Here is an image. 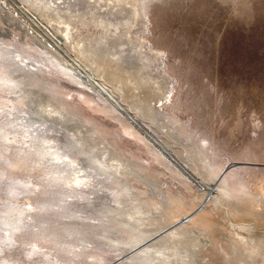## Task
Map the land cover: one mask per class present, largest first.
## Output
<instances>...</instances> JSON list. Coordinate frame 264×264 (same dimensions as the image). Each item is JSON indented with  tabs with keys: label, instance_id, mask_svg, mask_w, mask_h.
I'll use <instances>...</instances> for the list:
<instances>
[{
	"label": "rangeland",
	"instance_id": "rangeland-1",
	"mask_svg": "<svg viewBox=\"0 0 264 264\" xmlns=\"http://www.w3.org/2000/svg\"><path fill=\"white\" fill-rule=\"evenodd\" d=\"M122 1L0 0V74L12 78L0 79V125L17 134L11 158L0 145V264H264V0H136L129 20ZM78 43L114 50L127 91L91 71ZM124 66L149 77L143 113L131 104L146 92ZM25 129L71 165L27 168L15 153L28 147ZM206 149L214 181L190 158ZM111 155L131 170L119 176ZM75 167L89 183L67 184ZM223 178L236 180L233 198L217 189ZM17 222L24 235L9 239ZM45 222L62 246L25 236ZM144 244L159 252L132 258Z\"/></svg>",
	"mask_w": 264,
	"mask_h": 264
},
{
	"label": "bare ground",
	"instance_id": "bare-ground-1",
	"mask_svg": "<svg viewBox=\"0 0 264 264\" xmlns=\"http://www.w3.org/2000/svg\"><path fill=\"white\" fill-rule=\"evenodd\" d=\"M114 1H118L119 3H121V5L123 4V1L122 0H114ZM120 1H122V2H120ZM128 3H130V8H125V6H122V11L123 10H125L126 11V14H127V17H128V20L131 18V17H137V15L139 14V7H137V3H136V0H126ZM91 5V4H90ZM125 14V15H126ZM109 16H110V13H109ZM84 17V16H83ZM113 17V16H112ZM126 17V16H125ZM126 17V18H127ZM138 17H139V15H138ZM141 17V16H140ZM101 18V17H100ZM88 19V18H87ZM93 19V18H92ZM119 19V18H118ZM82 20V19H81ZM90 20V19H89ZM96 20H97V18H96ZM115 20V19H114ZM117 20V19H116ZM128 20H126V26H129V24H130V21H128ZM87 21V20H86ZM98 21V20H97ZM102 21V20H101ZM107 21H108V19H107ZM83 22V21H82ZM92 22V21H91ZM95 22V21H94ZM112 22V21H111ZM125 22V21H124ZM96 23V22H95ZM98 23H99V21H98ZM101 23V22H100ZM91 24V23H90ZM116 26V25H115ZM131 26V25H130ZM110 27V26H109ZM108 28V27H107ZM129 28V27H128ZM65 29H67V28H65ZM114 29V28H113ZM106 31V30H105ZM116 34V33H115ZM120 34V33H119ZM126 34H127V32H126ZM118 35V34H117ZM116 35V36H117ZM67 38V37H66ZM92 38V37H91ZM100 40V39H99ZM98 41V40H97ZM105 41V40H104ZM96 42V41H95ZM81 43V42H80ZM80 43H78V44H74L75 46L74 47H76V49H77V53L81 56V58H83V59H85V60H87L88 61V63H89V69L91 70V71H93L96 75H98V76H101L102 78H104L109 84H111V85H113L114 86V88L115 89H117L118 91H121L122 93H124V92H126L127 91V88H128V84H126L124 81H125V78L123 79V74H117V75H115L114 74V72H115V70L116 69H114L113 70V64L111 63L112 62V60H113V57L114 58H116V56H114V53H112L111 51L109 52V49L107 50V48L105 47V46H103L101 43H98V44H92V43H87L86 45H83V46H81V44ZM73 45V44H72ZM120 47V46H119ZM71 48H72V46H71ZM73 52H75V50L73 51ZM115 52V51H114ZM116 55H118L117 53H116ZM115 60V59H114ZM116 63L114 64L115 66H114V68L116 67V68H118L120 65H118V62L117 61H115ZM119 62H120V60H119ZM121 63V62H120ZM123 64V63H122ZM125 68H124V74H125V72L128 74L127 75V78L129 79L130 78V76H135L136 78L138 77L139 79V82H137V83H135L136 84V88H138L137 90H140V89H144L145 90V94H144V97L145 98H143L142 96H141V98H139V100H140V105H135L134 103L133 104H131L132 105V107L135 109V108H137L138 109V111H140V112H142L143 113V109L145 108L144 106H146V104L143 106L144 108L142 109V110H139V109H141L140 108V106L142 105V104H144L145 102L147 103L148 101H146V100H149V99H146V97H148L147 95H149V91L151 90H149V91H147L146 90V88L144 87V83H145V85H146V82L148 81V78H147V76L145 77L144 75H141V68L140 69H136L135 71L133 70V71H131L132 69H128V68H126V66H124ZM120 70V69H119ZM143 70V69H142ZM117 71V70H116ZM121 71V70H120ZM132 78V77H131ZM0 79H2L3 81H1V82H9V81H11L12 80V78L10 79V76H8V75H2V74H0ZM124 80V81H123ZM129 81V80H128ZM134 81V80H133ZM131 82H132V80H131ZM98 85H101L103 88H105V90L106 91H109V92H111L112 93V91H111V89H110V86L109 85H105L104 83H102V82H96ZM128 83V82H127ZM132 84V83H131ZM129 85H130V83H129ZM131 86V85H130ZM147 86V85H146ZM133 87H134V85H133ZM143 87V88H142ZM130 88V87H129ZM132 88V87H131ZM130 88V89H131ZM135 89V88H134ZM166 89V88H165ZM133 89H131V91H132ZM135 91V90H134ZM133 91V92H134ZM161 91V90H160ZM139 92V91H138ZM140 92L142 93V90H140ZM147 92H148V94H147ZM151 92V91H150ZM137 93V92H136ZM141 93H139L140 95H141ZM138 94V93H137ZM136 95V94H135ZM134 96V95H133ZM138 96V95H137ZM136 96V97H137ZM164 98V97H163ZM152 102V101H151ZM138 103V104H139ZM147 105H149L148 103H147ZM151 106V105H150ZM149 107V106H148ZM52 108H53V112H55L56 114H60V112H59V110L57 109V106H55V105H53L52 106ZM147 108V107H146ZM149 109V108H148ZM129 109H127V111H128ZM145 110V109H144ZM147 110V109H146ZM149 114V113H148ZM62 117H63V115L62 114H60ZM64 118H66V120H70L71 119V117L70 116H64ZM12 122H13V120H9L8 122H6V123H8V124H10V125H14V124H12ZM28 127V126H27ZM27 127H25V128H27ZM14 129H16V128H14ZM16 131V130H15ZM22 131H23V129H22ZM25 132H27V136H29L30 137V139H28V140H26L25 141V143H27L28 144V147H25V148H23L24 147V145L22 146V144L20 145L21 146V148H18V150H16V155H17V159L19 160V161H22V162H24L26 165H27V168H31V167H33L34 166V164L36 163V164H41L42 163V161H41V159H43V158H49V157H51L52 159H55V160H57V162H59V161H61V163L65 166V167H68L69 165H71V163H72V161L74 160L73 159V156L71 155V154H69L67 151L66 152H64V153H59V150L57 149H54L55 147H53L52 145H49V140L48 139H46L45 137H43V135L42 136H38V135H36V137H34V135L33 134H31L29 131H27V129H25L24 130ZM17 132V131H16ZM8 134V131L4 128V126L3 125H0V145H3L4 146V148H5V150H4V155H5V157L6 158H11V155H12V152L8 149V148H10L11 149V147H12V145H13V143L15 142L16 143V141H17V139H16V135L17 134H14L15 136H11V138L9 137L10 135H7ZM9 134H12V133H10L9 132ZM173 137V136H172ZM48 138V137H47ZM20 141V140H19ZM20 143V142H19ZM23 143H24V141H23ZM88 145L90 146V147H92V145H93V143L92 142H88ZM55 146V145H54ZM17 147V146H16ZM172 147V146H171ZM13 148V147H12ZM30 148H32V149H30ZM98 148H100V149H103L104 148V146H102V145H100L99 144V147ZM188 148V147H187ZM110 150V149H109ZM85 151H86V149H85ZM208 151H207V149L206 150H204V151H190V158L194 161V160H202V164H203V167H206V170H202V169H200L201 171V174L203 173V174H209V179L211 180V181H214V180H216V176H217V171H208V166H210L211 165V161H210V158H209V154L207 153ZM14 153V154H15ZM194 154V155H193ZM35 157H37L36 159L37 160H35V162L33 161L34 159L33 158H35ZM66 158V159H65ZM111 160H110V164L113 166V168H114V171L119 175V176H121V172L119 171V168H126V169H130L131 170V168L130 167H132V165L130 166L128 163H125L124 161H122L121 159H119L118 157H116L115 155H111ZM33 159V160H32ZM31 160H32V162H31ZM91 160V159H90ZM98 160V159H97ZM96 163V161H94V160H92L91 161V165H90V167H92V168H94V167H96L97 166V164H95ZM213 166V165H212ZM189 167H191V166H189ZM134 168V167H133ZM87 169V168H86ZM190 169V168H189ZM209 169H211V167L209 168ZM216 169V168H215ZM137 170V169H136ZM136 170H134V171H132V172H135V175L137 176V174H139L140 172H138V171H136ZM140 170V169H139ZM198 170V169H197ZM72 171H73V178L71 179V180H68L67 181V184H71V185H73V184H76V185H86L87 183H89V181H88V176L87 175H89V174H85L86 176H84V174H79V172L81 171V169H80V167H75V168H73L72 169ZM143 173V172H142ZM142 173H140V177L141 178H143V179H146L145 178V176L142 174ZM142 174V175H141ZM146 175V174H145ZM200 175V174H199ZM227 177V176H226ZM53 178H56V179H59V177H58V175L57 176H53ZM142 179V180H143ZM141 180V179H140ZM147 181H148V179H146ZM230 180V179H229ZM228 180V178H223L221 181L220 180H217V181H219V183H217V189L218 190H220L221 192H222V194L226 197V196H228V198H233V196H234V192H235V189H234V185H232V184H234V183H237L236 182V180H231V181H229ZM143 182H145V184H146V181H143ZM157 182V181H156ZM151 183V182H150ZM158 183V182H157ZM51 184L53 185V184H55L54 182L52 183L51 182ZM148 184V183H147ZM213 184V183H212ZM70 185V186H71ZM153 185H155V182H153ZM214 186H216L215 185V182H214V185H210L209 187H208V189L211 191V192H216V187H214ZM13 189V188H12ZM208 189H206V190H208ZM208 190V191H209ZM8 191H11V189L10 190H8ZM13 191V190H12ZM160 192V191H159ZM164 192V191H163ZM220 192V193H221ZM11 193V192H10ZM238 193V192H237ZM165 195V194H164ZM213 195V194H212ZM166 196V195H165ZM165 196H163L164 198H165ZM162 197V198H163ZM224 197V198H225ZM135 199H137V198H135ZM163 200V199H162ZM140 201V199H138V202ZM160 202V201H159ZM136 203V202H135ZM166 203V202H165ZM168 204V203H167ZM170 204V203H169ZM168 204V205H169ZM125 205H127V204H125ZM124 205V206H125ZM129 205V204H128ZM127 205V206H128ZM134 205V204H133ZM137 205H139L138 203H137ZM144 205H146V204H144ZM166 205V204H165ZM170 206V205H169ZM168 206V207H169ZM131 207H133V206H131ZM130 207V208H131ZM136 207V206H135ZM140 206H138V208H135V210H133V211H135V212H139L140 211V208H139ZM153 207V206H152ZM154 208V207H153ZM161 210L162 209H164V208H161V206L159 207ZM165 208H167V207H165ZM151 209V208H150ZM12 211V210H11ZM152 211V210H151ZM155 211V210H154ZM158 210H156V212H157ZM166 210H164L163 212H165ZM14 212H16V211H14ZM38 212V211H37ZM160 212V211H159ZM162 212V213H163ZM168 212V211H167ZM11 213V212H10ZM9 213V214H10ZM19 213V212H18ZM34 213V212H33ZM33 213H31V215L33 214ZM40 213H42V212H40ZM12 214V213H11ZM11 214H10V217H11ZM14 214V213H13ZM12 214V215H13ZM19 214H21V212L19 213ZM23 214V213H22ZM26 214V213H25ZM35 214H37L38 216H39V214L38 213H35ZM154 214V213H153ZM161 214V213H160ZM34 215V214H33ZM36 215V216H37ZM156 215V214H155ZM6 216V215H5ZM14 216V215H13ZM48 216V215H47ZM126 216L127 217H131V214H130V212H127L126 213ZM163 216V215H162ZM19 217V216H18ZM21 217V216H20ZM49 217V216H48ZM51 217V216H50ZM161 217V216H160ZM8 218V217H7ZM6 218V219H7ZM45 218H46V216H45ZM44 218V219H45ZM30 219V218H29ZM33 219V217H31V220ZM50 219V218H49ZM8 220V219H7ZM11 220V219H10ZM25 220H28V219H25ZM34 220V219H33ZM36 220V219H35ZM54 220V219H53ZM12 221V220H11ZM14 221V220H13ZM22 221V220H21ZM24 221V220H23ZM37 222H34V223H38V219L36 220ZM156 221V220H155ZM154 221V222H155ZM183 221V220H182ZM1 222V221H0ZM6 222H8V221H6ZM15 222V221H14ZM40 222V221H39ZM43 222V221H42ZM48 223H49V221H47ZM3 223H4V221H3ZM13 223V222H12ZM17 223H19V222H17ZM148 223V222H147ZM150 223V222H149ZM152 223V222H151ZM6 224V223H5ZM7 224H10V223H7ZM6 224V225H7ZM25 224H26V222H25ZM27 224H29V222L27 223ZM27 224H26V226H27ZM45 224H46V222H45ZM50 225V224H49ZM149 225V224H148ZM150 225H152V224H150ZM10 226V225H9ZM36 226V225H35ZM45 226H47V224L45 225ZM30 227V226H29ZM34 227V226H33ZM37 227V226H36ZM50 227H52V226H50ZM158 227V226H157ZM7 229L4 231V232H6V235H7V237L9 238V239H13V238H16V237H18V236H23L24 234H22L21 233V229H23L24 230V228H23V224L22 223H19V224H15V225H12V226H10V227H6ZM27 228V227H26ZM153 228V227H152ZM188 228V227H187ZM191 228H192V226H191ZM194 228V227H193ZM32 229V228H31ZM179 229V228H178ZM143 230V229H142ZM156 230V229H155ZM154 230V231H155ZM150 231V230H149ZM153 231V232H154ZM159 231V230H158ZM179 231V230H178ZM189 231V230H188ZM191 231V230H190ZM29 232H31L30 230H29ZM53 232H54V230H53ZM52 232V230H50L49 229V227L47 226V228H42V227H40L39 226V228L37 229V230H34V232H31V233H28V234H26L25 236H27L28 237V239L30 238V239H32V241H33V239H39V238H44L45 236L47 237V238H44V242L46 243V246L47 247H50V246H52L53 247V245H54V243H60V245L62 246V244L64 243L63 241H62V239H60L59 237H57L56 236V232H54L53 233ZM143 232V231H142ZM173 232V231H172ZM185 232V231H184ZM196 232V231H195ZM27 233V232H26ZM56 233V234H55ZM141 233V232H140ZM148 233H150V232H148L147 231V234ZM151 233H152V229H151ZM156 233V232H155ZM169 234H171L170 232H168ZM189 233V232H188ZM51 234H52V236H51ZM54 234V235H53ZM146 234V233H145ZM167 234V233H166ZM173 234H179L178 232L177 233H173ZM186 234V233H185ZM196 234H198V233H196ZM142 235V234H141ZM183 235H184V233H183ZM191 235V234H190ZM143 236V238H145L144 237V235H142ZM152 236V235H151ZM177 236V235H176ZM175 236V237H176ZM141 237V236H140ZM139 237V238H140ZM147 237H148V235H147ZM150 237V236H149ZM167 237V236H166ZM182 237V236H181ZM138 237H136V236H134L133 238H131V242H132V244H136V243H138L141 239H137ZM154 238V237H153ZM152 238V239H153ZM171 238V237H170ZM148 240V239H147ZM202 240V239H201ZM143 241V240H142ZM36 242H38V241H36ZM39 242H42V240L41 241H39ZM141 242V241H140ZM204 242V241H203ZM11 243H13V242H11ZM17 243V242H16ZM34 243V242H33ZM205 243V242H204ZM15 244V243H14ZM29 244V243H28ZM51 244H53V245H51ZM66 244V243H65ZM139 244V243H138ZM22 245V244H21ZM34 245H35V249H39V250H41V247L40 246H38L37 245V243L35 244L34 243ZM50 245V246H49ZM59 245V246H60ZM68 245V244H67ZM66 245V246H67ZM145 245V244H144ZM144 245L143 246H141V248L143 247L144 249H141L140 251H138L137 253H134L135 255L134 256H132V258H135V257H137V256H139V255H141V253H145V252H147V251H149V250H151V251H153L154 253H158L159 252V249H149L150 247H149V243H147V245H148V247L149 248H146L147 246L145 245V247H144ZM11 246V245H10ZM29 246V245H28ZM42 246V245H41ZM57 245L55 244V247H56ZM66 246H64V248L66 247ZM68 246H70L69 247V249H73L72 247H71V245H68ZM43 247H44V245H43ZM155 247V246H154ZM60 248V247H59ZM63 248V247H62ZM62 249V251H61V253H63V251L65 252V251H68L67 250V248L66 249ZM157 248H159V247H157ZM43 249V248H42ZM61 249V248H60ZM58 250V249H57ZM74 250V249H73ZM59 251V250H58ZM57 251V252H58ZM59 251V252H60ZM58 252V253H59ZM68 252H70V251H68ZM72 252V251H71ZM75 252H76V250H75ZM60 253V254H61ZM81 253V252H80ZM80 253H78V254H80ZM65 254H67V252L65 253ZM77 254V253H76ZM47 255V254H46ZM9 256V255H8ZM130 256V255H129ZM129 256H128V258H129ZM80 257V256H79ZM81 258V257H80ZM127 258V257H126ZM128 258H127V260H128ZM155 259V258H154ZM126 260V261H127ZM130 260V259H129ZM151 260H152V258L151 259H147V262H149V263H152L151 262Z\"/></svg>",
	"mask_w": 264,
	"mask_h": 264
}]
</instances>
